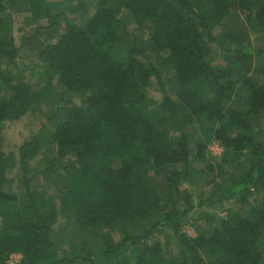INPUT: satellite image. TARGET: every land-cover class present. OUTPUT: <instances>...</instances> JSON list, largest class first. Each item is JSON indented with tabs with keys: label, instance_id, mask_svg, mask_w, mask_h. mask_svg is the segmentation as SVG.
<instances>
[{
	"label": "trees",
	"instance_id": "16d2710c",
	"mask_svg": "<svg viewBox=\"0 0 264 264\" xmlns=\"http://www.w3.org/2000/svg\"><path fill=\"white\" fill-rule=\"evenodd\" d=\"M22 118L37 131L6 149ZM13 253L264 264V0H0V264Z\"/></svg>",
	"mask_w": 264,
	"mask_h": 264
},
{
	"label": "rangeland",
	"instance_id": "374dc122",
	"mask_svg": "<svg viewBox=\"0 0 264 264\" xmlns=\"http://www.w3.org/2000/svg\"><path fill=\"white\" fill-rule=\"evenodd\" d=\"M53 2H60L62 0H49ZM22 17V16H21ZM19 25L18 22L15 23V27ZM15 33L17 34L18 32L15 29ZM252 41L255 42V38L252 36ZM151 93L154 96V98H159L161 95V92L159 90V84L158 82L154 81L153 86L151 87ZM78 101V100H76ZM32 118V117H31ZM38 125L35 124L34 122L29 123L26 118H22L18 121L12 122V124H7L5 129H4V143H5V148H15L17 145H19L26 137L30 136L33 132L37 131ZM209 150L212 152L213 155L218 156L221 153V147L217 143H212L209 145ZM186 187L188 188H194V187H189V185ZM197 189H199L197 187ZM182 202V201H181ZM217 210H214L216 212ZM220 211V210H219ZM213 213V212H212ZM224 212H219L218 215H223ZM198 225H183L182 230L185 231L188 235L194 236L197 233L196 227H198L201 231L206 233L209 229L208 222L199 219L197 221ZM211 228V227H210ZM114 238H119L118 234L114 235ZM172 246H174V241L172 242ZM20 258V254L13 253L9 257V263L10 264H16Z\"/></svg>",
	"mask_w": 264,
	"mask_h": 264
}]
</instances>
